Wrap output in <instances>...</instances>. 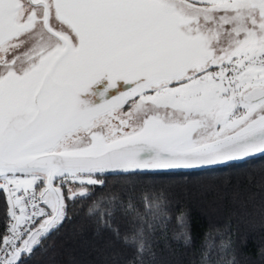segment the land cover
Wrapping results in <instances>:
<instances>
[{"label": "snow or ice", "instance_id": "snow-or-ice-1", "mask_svg": "<svg viewBox=\"0 0 264 264\" xmlns=\"http://www.w3.org/2000/svg\"><path fill=\"white\" fill-rule=\"evenodd\" d=\"M261 158L264 0H0V264H24L85 200L97 229L134 249L127 264H148L171 202L149 188L140 211L131 185L97 192L107 176ZM233 244L206 232L200 264H235Z\"/></svg>", "mask_w": 264, "mask_h": 264}, {"label": "trees", "instance_id": "trees-1", "mask_svg": "<svg viewBox=\"0 0 264 264\" xmlns=\"http://www.w3.org/2000/svg\"><path fill=\"white\" fill-rule=\"evenodd\" d=\"M127 185L132 186L133 202L140 211L144 208L141 196L149 188L163 189L171 202L167 236L156 232L155 258L148 264H200L205 233L225 229L234 242L235 264H264V158L167 175H109L104 188L97 192L125 196L122 189ZM90 203L85 200L71 207V219L43 240V247H36L24 264H127L134 249L116 239L111 231L97 229L87 215ZM4 210V197L0 195V216ZM181 212L186 215L183 228L177 222ZM128 219L117 214L115 223L122 235L129 228ZM3 230L0 221V232ZM181 231L190 232V246L173 239L174 233ZM220 240L216 235L215 244L219 245Z\"/></svg>", "mask_w": 264, "mask_h": 264}, {"label": "water", "instance_id": "water-1", "mask_svg": "<svg viewBox=\"0 0 264 264\" xmlns=\"http://www.w3.org/2000/svg\"><path fill=\"white\" fill-rule=\"evenodd\" d=\"M98 87H100V86H99V85H97V86H92V87H91V91H96V89H97ZM126 87H128V85H125L123 82H118L117 89L110 90L109 95L115 94L116 91H118V90H123V89H125ZM82 98H84V99H88V98H89V94H88V93L82 94ZM93 102H99V101H98V98H93ZM236 163H239V162H236ZM179 171H183V170H179Z\"/></svg>", "mask_w": 264, "mask_h": 264}, {"label": "flooded vegetation", "instance_id": "flooded-vegetation-1", "mask_svg": "<svg viewBox=\"0 0 264 264\" xmlns=\"http://www.w3.org/2000/svg\"><path fill=\"white\" fill-rule=\"evenodd\" d=\"M21 51H23V49H21ZM125 111H127L128 110V106L126 105L125 106V109H124Z\"/></svg>", "mask_w": 264, "mask_h": 264}]
</instances>
